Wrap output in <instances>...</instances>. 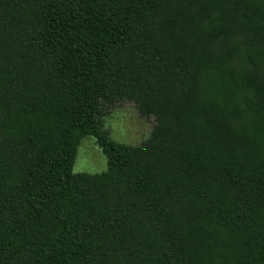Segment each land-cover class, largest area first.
<instances>
[{
	"label": "trees",
	"instance_id": "trees-1",
	"mask_svg": "<svg viewBox=\"0 0 264 264\" xmlns=\"http://www.w3.org/2000/svg\"><path fill=\"white\" fill-rule=\"evenodd\" d=\"M0 264H264V0H0Z\"/></svg>",
	"mask_w": 264,
	"mask_h": 264
},
{
	"label": "rangeland",
	"instance_id": "rangeland-1",
	"mask_svg": "<svg viewBox=\"0 0 264 264\" xmlns=\"http://www.w3.org/2000/svg\"><path fill=\"white\" fill-rule=\"evenodd\" d=\"M103 127L111 139L128 144H140L153 125V118L139 114L133 102L123 101L107 109ZM107 168L106 157L95 136H86L78 144L73 172L98 173Z\"/></svg>",
	"mask_w": 264,
	"mask_h": 264
}]
</instances>
